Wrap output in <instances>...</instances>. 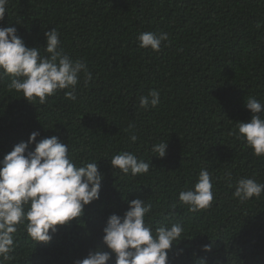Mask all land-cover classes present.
<instances>
[{
  "label": "trees",
  "instance_id": "obj_1",
  "mask_svg": "<svg viewBox=\"0 0 264 264\" xmlns=\"http://www.w3.org/2000/svg\"><path fill=\"white\" fill-rule=\"evenodd\" d=\"M5 26L41 49L44 32L55 28L63 51L83 59L93 78L87 86L80 80L75 101L61 90L44 104L0 79V159L36 131L37 141L57 135L68 143L77 164L99 159L103 174L99 199L57 226L49 242L35 243L18 226L14 259L5 264H74L89 251H109L102 242L107 218L122 217L135 198L153 204L146 222L185 229L167 264H264V193L239 202L223 179L231 171L233 184L241 176L264 183V157L234 135L236 122L251 118L247 98L264 104V0H9ZM144 31L169 38L159 52L142 49L136 37ZM152 89L160 103L144 110L139 97ZM162 141L160 158L150 149ZM123 151L149 162V172L114 171L108 159ZM201 167L215 177L214 199L189 212L178 193ZM114 261L112 254L108 264Z\"/></svg>",
  "mask_w": 264,
  "mask_h": 264
},
{
  "label": "clouds",
  "instance_id": "obj_2",
  "mask_svg": "<svg viewBox=\"0 0 264 264\" xmlns=\"http://www.w3.org/2000/svg\"><path fill=\"white\" fill-rule=\"evenodd\" d=\"M8 3L9 0H0V20L4 19ZM59 35L55 28L44 32L45 47L41 49L28 47L17 35L16 27H0V79L9 78V90L22 93L29 102L38 99L40 104L61 90H67L64 91L66 99H77L78 83L83 79L87 86L92 73L83 59H72L63 51ZM168 38L169 34L164 31H144L136 41L142 49L159 52L162 42ZM159 103L160 92L156 89L139 97V107L144 110L155 108ZM245 107L252 113L251 118L248 122H236L234 135L254 156L264 157V115H261L264 104L249 96ZM38 136L33 131L26 142L17 143L0 159V264L14 259L11 253L17 246L14 234L18 226L23 225L35 243H47L57 226L79 218L84 206L99 199L103 179L96 163L99 159L77 164L69 154L68 143L61 142L57 135L37 141ZM129 139L135 142L137 136L131 134ZM33 143L35 147L29 151ZM166 147L167 141H162L154 143L150 150L163 158ZM108 160L114 171L125 175L147 174L152 167L128 151ZM214 179L207 167H201L194 182L179 191L178 201L189 212L211 207ZM223 179L230 182L229 187H234L232 196L239 202L259 198L264 193V183L254 176L238 177L233 184L231 171H226ZM152 209L151 202L135 198L128 202V210L122 217L109 215L102 237L109 251H89L86 258L75 260L74 264H108L112 254L114 264H167L168 250L184 238L185 229L180 222L169 221L159 226L146 222ZM203 250L210 251L211 245H204Z\"/></svg>",
  "mask_w": 264,
  "mask_h": 264
}]
</instances>
